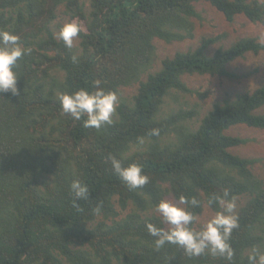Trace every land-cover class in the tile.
Returning <instances> with one entry per match:
<instances>
[{"label": "trees", "instance_id": "16d2710c", "mask_svg": "<svg viewBox=\"0 0 264 264\" xmlns=\"http://www.w3.org/2000/svg\"><path fill=\"white\" fill-rule=\"evenodd\" d=\"M201 2L228 21L243 15L264 26L263 0H0V30L31 49L13 69L19 95L0 93V264H249L253 249L264 253V178L256 158L236 151L248 139L231 133L241 124L264 130V82L215 100L200 119L198 103L167 100L179 103L181 92L206 98L185 75L245 76L229 65L264 42L245 36L211 49L218 37L202 35L157 67L156 40L193 39ZM68 22L82 29L71 49L55 36ZM97 79L119 97L113 123L99 130L63 114L57 99L92 91ZM110 157L140 164L148 183L130 190ZM73 179L87 185V200L73 202ZM225 189L236 198L239 225L228 241L231 261L207 250L189 257L174 244L156 248L146 224L167 230L154 211L161 199L194 197L199 206L189 210L198 218Z\"/></svg>", "mask_w": 264, "mask_h": 264}, {"label": "clouds", "instance_id": "9594fccd", "mask_svg": "<svg viewBox=\"0 0 264 264\" xmlns=\"http://www.w3.org/2000/svg\"><path fill=\"white\" fill-rule=\"evenodd\" d=\"M81 30L78 23L68 22L63 24L55 36L66 48L71 49ZM19 39L14 33L0 30V93H11L13 96L19 95L18 76L13 69L23 55L31 52V49L21 46ZM77 59L72 56L73 63L77 62ZM101 83L98 79L93 80L92 91L81 88L72 93L58 94L62 113L70 115L74 120L85 118L84 127L99 130L105 125H111L112 117L119 106V97L114 91H106ZM150 134L159 133L157 129H153ZM138 143H144L142 137L138 138ZM110 162L113 172L130 190L142 188L148 183L149 178L143 174L140 164L131 163L124 166L122 161L115 157H110ZM69 190L74 203L89 198L87 185L79 179H73ZM213 203L218 204L222 210L217 211L200 230H195L191 225L197 220V216L189 208L199 206V201L184 195L178 197V203L161 199L154 206V211L158 214L161 224L167 225V230L152 223L146 224L149 234L156 238V248L174 244L181 247L189 257L200 256L207 250L213 256L219 255L231 261L234 253L228 241L233 229L239 226L236 198L230 197L229 191L225 189L222 194H213L208 198V205ZM248 260L249 264H264V253L253 249Z\"/></svg>", "mask_w": 264, "mask_h": 264}, {"label": "rangeland", "instance_id": "374dc122", "mask_svg": "<svg viewBox=\"0 0 264 264\" xmlns=\"http://www.w3.org/2000/svg\"><path fill=\"white\" fill-rule=\"evenodd\" d=\"M264 1V0H263ZM199 18H195V36L180 42L166 43L162 40H156L158 65L160 60L167 55H172L176 50H185L188 47H195L199 44L202 35L217 36L218 40L209 48L218 46H226L241 37L252 36L264 42V26L258 23L250 22L245 16L237 15L232 21H228L221 12L217 11L209 3L201 2L196 4ZM77 42V38L74 39ZM229 67L239 73H245V76L235 79L212 75L191 74L183 77L187 85L199 92L206 91V98L201 99L197 93H180L178 102L170 99L167 100L174 104H181L183 107L189 108L194 103H198L202 108L198 119L212 107L215 100L233 94L236 91L254 90L264 82V50L259 53H248L244 58H238ZM133 88V87H132ZM132 88H125L126 95L132 91ZM260 112L264 114V106L260 108ZM196 122V123H195ZM197 124L198 120H195ZM231 133L246 137L248 140L245 144L236 147L237 153L242 156L254 157L257 159L254 170L262 178H264V130L246 125L235 126ZM166 200L178 203L173 197L168 196ZM243 200L237 203H242ZM209 206H205L203 212L198 216L196 226L201 229L203 225L215 214ZM167 227V225H165Z\"/></svg>", "mask_w": 264, "mask_h": 264}]
</instances>
